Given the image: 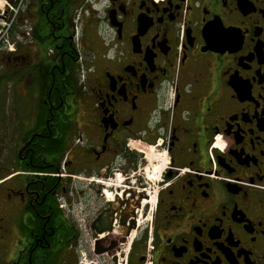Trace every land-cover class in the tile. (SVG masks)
I'll use <instances>...</instances> for the list:
<instances>
[{
	"label": "flooded vegetation",
	"instance_id": "1",
	"mask_svg": "<svg viewBox=\"0 0 264 264\" xmlns=\"http://www.w3.org/2000/svg\"><path fill=\"white\" fill-rule=\"evenodd\" d=\"M3 1L0 264H264V0Z\"/></svg>",
	"mask_w": 264,
	"mask_h": 264
},
{
	"label": "rangeland",
	"instance_id": "2",
	"mask_svg": "<svg viewBox=\"0 0 264 264\" xmlns=\"http://www.w3.org/2000/svg\"><path fill=\"white\" fill-rule=\"evenodd\" d=\"M4 4H5V1L0 0V8H2ZM12 7H13V6H12ZM13 8H14V7H13ZM14 9H16V8H14ZM14 16H15V15L13 14V17H14ZM15 18H16V17H15ZM10 20H11V19H10ZM10 20H8V21H3V20L0 19V35L4 33V31H5V26L9 24L8 22H9ZM11 26H14V28H15L14 30H15V32H16L17 25L14 24V20H13V24H11ZM11 26H10V28H11ZM5 37H6V36H5ZM150 148H154V147L151 146ZM154 152L157 153L158 155H163L162 152L157 151L155 148H154ZM150 164H151V167H152V171H153V172L151 171V172H149V174H151V173L153 174V173L155 172V170H156V171H159V170H161L162 167H163V162L160 163V161L150 162ZM152 174H151V176H152ZM156 176H157V175H156ZM156 176H154V177H156ZM154 177L152 176L151 179L149 178V176H148V178L146 177V179H147L149 185H150L153 189H154L153 183L156 184V182L158 181V177H157V178H154ZM151 190H152V189H151Z\"/></svg>",
	"mask_w": 264,
	"mask_h": 264
},
{
	"label": "bare ground",
	"instance_id": "3",
	"mask_svg": "<svg viewBox=\"0 0 264 264\" xmlns=\"http://www.w3.org/2000/svg\"><path fill=\"white\" fill-rule=\"evenodd\" d=\"M146 156H147V160L149 162L161 161V159L163 158V156H160L157 153H155L153 148H150V149L147 150V155ZM157 172L158 171L155 170V172L152 174L153 177L157 175Z\"/></svg>",
	"mask_w": 264,
	"mask_h": 264
},
{
	"label": "built area",
	"instance_id": "4",
	"mask_svg": "<svg viewBox=\"0 0 264 264\" xmlns=\"http://www.w3.org/2000/svg\"><path fill=\"white\" fill-rule=\"evenodd\" d=\"M14 8H16V9H14ZM11 7L10 9H11V12L14 14V15H16L17 14V11H18V8L17 7ZM15 17V16H14ZM11 23H12V20L9 22V24L8 25H6L5 26V31H4V33L3 34H1L0 35V41L1 42H6V31L8 30V28H10V26H11Z\"/></svg>",
	"mask_w": 264,
	"mask_h": 264
}]
</instances>
